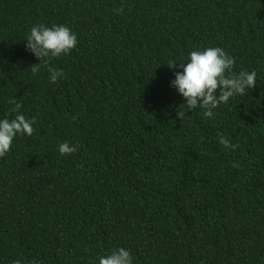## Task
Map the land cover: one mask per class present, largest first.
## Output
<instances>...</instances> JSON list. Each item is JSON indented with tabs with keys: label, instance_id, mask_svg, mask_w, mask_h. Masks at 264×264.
<instances>
[{
	"label": "trees",
	"instance_id": "16d2710c",
	"mask_svg": "<svg viewBox=\"0 0 264 264\" xmlns=\"http://www.w3.org/2000/svg\"><path fill=\"white\" fill-rule=\"evenodd\" d=\"M38 24L78 37L49 59L54 84L25 47ZM216 46L257 85L178 119L170 81ZM13 98L36 123L0 157V264H96L118 247L133 264H264V0H0V118ZM65 141L78 150L61 155Z\"/></svg>",
	"mask_w": 264,
	"mask_h": 264
},
{
	"label": "clouds",
	"instance_id": "9594fccd",
	"mask_svg": "<svg viewBox=\"0 0 264 264\" xmlns=\"http://www.w3.org/2000/svg\"><path fill=\"white\" fill-rule=\"evenodd\" d=\"M123 9H120L122 11ZM26 49L40 62L32 66L33 73L40 71L41 66L48 67L49 59L68 55L76 48L78 37L71 28L65 25L38 24L31 27L26 38ZM176 61H170V68L176 66ZM235 58L222 47H207L196 49L188 54L186 63H181V70L176 71L170 86L183 98V103L176 110L178 119L183 120L186 113L201 110L203 116L211 118L214 110L221 104H227L235 96L245 97L249 90L257 85L255 70L233 72ZM49 82L56 83L64 77L60 70L48 67ZM219 93L217 94V90ZM13 105L11 112L14 118H0V157L5 156L11 149L14 139L19 135L31 136L35 129V117L28 118L20 112L22 107L15 98L9 100ZM181 105L184 107L181 108ZM218 143L225 149L235 151L238 147L223 135L218 137ZM78 145L65 141L58 145L61 155H70L78 150ZM234 168L239 167L233 162ZM134 257L123 247L114 248L109 254L97 257L96 264H133ZM16 264H20L19 261Z\"/></svg>",
	"mask_w": 264,
	"mask_h": 264
}]
</instances>
